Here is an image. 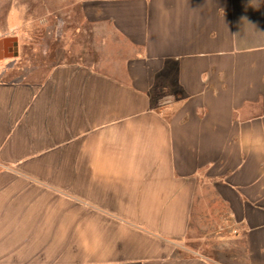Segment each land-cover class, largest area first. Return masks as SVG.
<instances>
[{"label": "crops", "instance_id": "obj_1", "mask_svg": "<svg viewBox=\"0 0 264 264\" xmlns=\"http://www.w3.org/2000/svg\"><path fill=\"white\" fill-rule=\"evenodd\" d=\"M77 5L0 0V264H264V0Z\"/></svg>", "mask_w": 264, "mask_h": 264}, {"label": "rangeland", "instance_id": "obj_2", "mask_svg": "<svg viewBox=\"0 0 264 264\" xmlns=\"http://www.w3.org/2000/svg\"><path fill=\"white\" fill-rule=\"evenodd\" d=\"M80 0H42V15L46 20L42 28V36L45 37L42 47L47 51L52 47L53 52H57L66 41H72L74 49L85 48L91 50L95 48L92 45L93 40H97L96 36L87 37V33L79 30V22H81L80 12H78L77 3ZM70 29V31H69ZM71 31H73V39H71ZM24 35L23 31L17 30L14 35ZM68 35V37H67ZM68 38V39H67ZM89 43V44H88ZM92 50V54H95ZM11 59L12 60H16ZM33 62V61H32Z\"/></svg>", "mask_w": 264, "mask_h": 264}, {"label": "water", "instance_id": "obj_3", "mask_svg": "<svg viewBox=\"0 0 264 264\" xmlns=\"http://www.w3.org/2000/svg\"><path fill=\"white\" fill-rule=\"evenodd\" d=\"M19 45L16 35L0 37V61L18 57Z\"/></svg>", "mask_w": 264, "mask_h": 264}]
</instances>
